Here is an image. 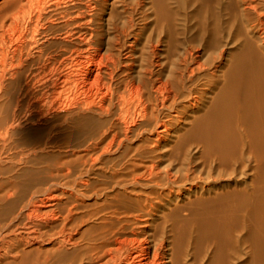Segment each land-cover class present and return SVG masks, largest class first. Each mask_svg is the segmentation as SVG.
<instances>
[{
  "label": "bare ground",
  "instance_id": "bare-ground-1",
  "mask_svg": "<svg viewBox=\"0 0 264 264\" xmlns=\"http://www.w3.org/2000/svg\"><path fill=\"white\" fill-rule=\"evenodd\" d=\"M0 264H264V0H0Z\"/></svg>",
  "mask_w": 264,
  "mask_h": 264
},
{
  "label": "rangeland",
  "instance_id": "rangeland-1",
  "mask_svg": "<svg viewBox=\"0 0 264 264\" xmlns=\"http://www.w3.org/2000/svg\"><path fill=\"white\" fill-rule=\"evenodd\" d=\"M29 165H34V164H32V163H28V164H26V166H29Z\"/></svg>",
  "mask_w": 264,
  "mask_h": 264
}]
</instances>
